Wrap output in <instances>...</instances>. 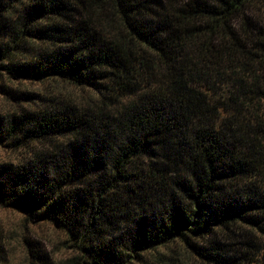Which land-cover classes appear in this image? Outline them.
Returning a JSON list of instances; mask_svg holds the SVG:
<instances>
[{"label":"trees","instance_id":"1","mask_svg":"<svg viewBox=\"0 0 264 264\" xmlns=\"http://www.w3.org/2000/svg\"><path fill=\"white\" fill-rule=\"evenodd\" d=\"M0 94V204L77 264H264V0H0Z\"/></svg>","mask_w":264,"mask_h":264},{"label":"rangeland","instance_id":"2","mask_svg":"<svg viewBox=\"0 0 264 264\" xmlns=\"http://www.w3.org/2000/svg\"><path fill=\"white\" fill-rule=\"evenodd\" d=\"M57 83V82H55ZM11 84L19 85L29 91L48 92L51 89L60 90L67 95H84V89H78L68 83L54 84L46 81L21 79ZM80 97V96H78ZM13 103L3 94H0V111L12 109ZM20 155L18 151H12L0 145V159H15ZM29 237L39 241L41 248L47 253L52 264H77L73 256L75 251L67 240V235L49 222L32 223L26 216L14 209L0 204V259L6 264H31L30 255L24 238ZM187 264H198L190 255L185 257Z\"/></svg>","mask_w":264,"mask_h":264}]
</instances>
